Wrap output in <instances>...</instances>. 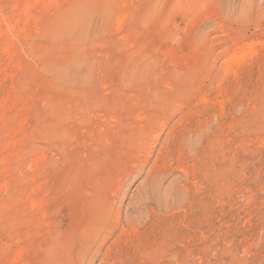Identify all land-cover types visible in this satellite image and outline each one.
Returning <instances> with one entry per match:
<instances>
[{"label":"rangeland","instance_id":"rangeland-1","mask_svg":"<svg viewBox=\"0 0 264 264\" xmlns=\"http://www.w3.org/2000/svg\"><path fill=\"white\" fill-rule=\"evenodd\" d=\"M160 109L115 209L149 242L103 261L120 228L82 264H264V0H0V264H45L90 213L107 170L89 160ZM148 187L153 218L134 198Z\"/></svg>","mask_w":264,"mask_h":264},{"label":"bare ground","instance_id":"bare-ground-1","mask_svg":"<svg viewBox=\"0 0 264 264\" xmlns=\"http://www.w3.org/2000/svg\"><path fill=\"white\" fill-rule=\"evenodd\" d=\"M247 2L245 3L247 4ZM231 59L233 58L231 57ZM225 62L226 67H224V70L227 72L228 69H232L230 67L233 61L229 59ZM227 67L229 68L227 69ZM85 102L84 104H86ZM166 110L160 109L159 113L161 114L158 113L145 127L130 128L125 135L118 139L119 144L114 148V152L109 160L107 158H89L88 170L95 172L96 168H102L105 172L107 170L106 175L104 178L97 179L96 181L89 199L90 213L87 215L86 221H83L84 224L81 226L72 224L69 236L58 233L53 237V242L46 248L45 264H82L91 256L92 260H94L101 255L103 248L107 245L106 241L111 240L120 228L123 233L117 236V242H114L112 247H108L103 261L117 260V262L125 263L124 259L126 258L122 252L124 246L128 244H131V247L135 244L142 246L145 242H149L150 236L144 239L142 236H139L133 222L129 223L130 227L134 230L132 238L131 236L125 238L123 234L126 230L124 227H121V213L115 215V209L118 198H124L128 191L129 179L133 177L134 173L140 175L144 168L150 164L155 152V148H151V146L154 143L160 142L159 135L152 136L151 128L157 124H160L163 128L169 123L170 118L167 117ZM163 144L161 149L165 153H160L157 160H155L154 166V171L158 169L162 177L165 176L167 159H170L174 155V151H178L177 148L186 147L183 136L175 137V141L171 143L163 142ZM151 175L152 173L145 180L146 185L154 183V177ZM68 184L67 188L69 189L71 183L70 185ZM134 198L137 200L139 207L147 210L146 218L156 216L155 210L153 207H150L151 204L155 206L150 187H148L145 193L139 192V194H136ZM155 222L156 220H151L152 226ZM103 235L106 238L101 240ZM150 255L152 254L142 252V256L147 257Z\"/></svg>","mask_w":264,"mask_h":264}]
</instances>
